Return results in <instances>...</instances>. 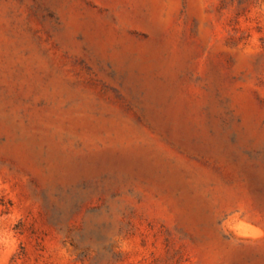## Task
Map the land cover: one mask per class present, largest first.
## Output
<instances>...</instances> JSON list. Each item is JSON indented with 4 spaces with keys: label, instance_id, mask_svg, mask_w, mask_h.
<instances>
[{
    "label": "rangeland",
    "instance_id": "374dc122",
    "mask_svg": "<svg viewBox=\"0 0 264 264\" xmlns=\"http://www.w3.org/2000/svg\"><path fill=\"white\" fill-rule=\"evenodd\" d=\"M0 264H264V0H0Z\"/></svg>",
    "mask_w": 264,
    "mask_h": 264
}]
</instances>
